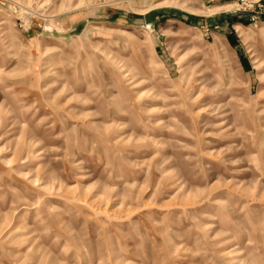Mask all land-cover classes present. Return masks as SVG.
<instances>
[{
	"label": "rangeland",
	"instance_id": "obj_1",
	"mask_svg": "<svg viewBox=\"0 0 264 264\" xmlns=\"http://www.w3.org/2000/svg\"><path fill=\"white\" fill-rule=\"evenodd\" d=\"M0 264H264V0H0Z\"/></svg>",
	"mask_w": 264,
	"mask_h": 264
}]
</instances>
